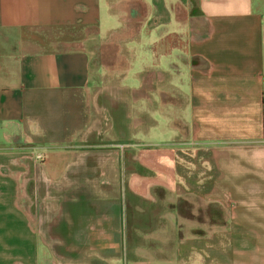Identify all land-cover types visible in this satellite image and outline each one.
<instances>
[{"label":"crops","instance_id":"obj_1","mask_svg":"<svg viewBox=\"0 0 264 264\" xmlns=\"http://www.w3.org/2000/svg\"><path fill=\"white\" fill-rule=\"evenodd\" d=\"M0 264H264V0H0Z\"/></svg>","mask_w":264,"mask_h":264},{"label":"rangeland","instance_id":"obj_2","mask_svg":"<svg viewBox=\"0 0 264 264\" xmlns=\"http://www.w3.org/2000/svg\"><path fill=\"white\" fill-rule=\"evenodd\" d=\"M106 150H107V149H106ZM108 153H110V151H106L105 154H108ZM106 158L108 159V156H107V155H106ZM75 180H76L77 182H80V181H81L80 178H74V181H75ZM89 180H93V179H89ZM96 180H98V179H94V180L92 181L93 183H91V184L95 185L94 181H96ZM57 247H58V249H60V250H64V247L61 246V243L58 244Z\"/></svg>","mask_w":264,"mask_h":264},{"label":"bare ground","instance_id":"obj_3","mask_svg":"<svg viewBox=\"0 0 264 264\" xmlns=\"http://www.w3.org/2000/svg\"><path fill=\"white\" fill-rule=\"evenodd\" d=\"M81 190V189H80ZM82 191H84V190H82ZM81 193V192H80ZM82 193H84V192H82ZM86 194V193H85ZM85 199V198H84ZM85 201V200H84ZM80 207V206H79ZM67 211V210H66ZM82 212V211H81ZM82 214V213H81ZM64 216V215H63ZM84 216H86V215H84ZM87 216H88V213H87ZM76 217V216H75ZM78 217V216H77ZM84 218V217H83ZM61 219V218H60ZM57 220V219H56ZM76 220V219H75ZM61 222V221H60ZM66 222V221H65ZM73 222V221H72ZM84 222V221H83ZM82 222V223H83ZM95 223V222H94ZM68 224V223H67ZM77 225V224H76ZM58 227V226H57ZM56 228V227H55ZM55 230V229H54ZM75 231H77V229L75 230ZM81 231V230H80ZM77 233H78V231H77ZM77 235V234H76ZM62 237H64V236H62ZM51 240V239H50ZM65 240H67V239H65ZM70 242V241H69ZM51 245V244H50Z\"/></svg>","mask_w":264,"mask_h":264},{"label":"built area","instance_id":"obj_4","mask_svg":"<svg viewBox=\"0 0 264 264\" xmlns=\"http://www.w3.org/2000/svg\"><path fill=\"white\" fill-rule=\"evenodd\" d=\"M39 158H41V157H39Z\"/></svg>","mask_w":264,"mask_h":264}]
</instances>
